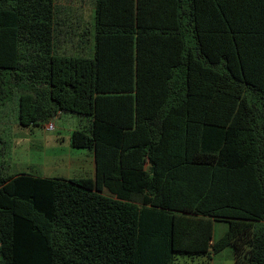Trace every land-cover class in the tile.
Instances as JSON below:
<instances>
[{
    "label": "trees",
    "instance_id": "1",
    "mask_svg": "<svg viewBox=\"0 0 264 264\" xmlns=\"http://www.w3.org/2000/svg\"><path fill=\"white\" fill-rule=\"evenodd\" d=\"M92 1L74 55L55 0H0V130L71 114L94 163L0 165V264H211L228 247L264 264V0Z\"/></svg>",
    "mask_w": 264,
    "mask_h": 264
},
{
    "label": "rangeland",
    "instance_id": "2",
    "mask_svg": "<svg viewBox=\"0 0 264 264\" xmlns=\"http://www.w3.org/2000/svg\"><path fill=\"white\" fill-rule=\"evenodd\" d=\"M92 3V0H55L60 12V22L68 26L66 28L63 25L66 34L62 44L67 54L87 55L89 51L90 41L85 33L89 29ZM112 100L113 98V107ZM50 123L54 127L52 130H46L48 123L43 127L30 128L11 123L10 126L3 125L0 136L6 141L7 147L3 145L0 148V165L4 166L6 174L26 173L37 177L63 179L93 177V153L69 145L71 132L82 128L86 120L71 114H62ZM95 183L98 187L102 182ZM104 190L101 193L106 195ZM213 226L215 238L219 236V229L226 227L223 223H214ZM230 260L220 255L216 256L214 264H232Z\"/></svg>",
    "mask_w": 264,
    "mask_h": 264
},
{
    "label": "crops",
    "instance_id": "3",
    "mask_svg": "<svg viewBox=\"0 0 264 264\" xmlns=\"http://www.w3.org/2000/svg\"><path fill=\"white\" fill-rule=\"evenodd\" d=\"M91 165H92V171H91V173L93 175V173H94V171H93V168H94L93 161L91 162ZM86 168H87V166H86ZM104 169H107V168L105 167ZM103 172H105V173L108 174V169L107 170H104ZM226 229H227V227H223V228L219 229V231H218V235H219L218 238H220L225 233ZM214 232H215V227L213 226L212 241H215L216 239H218V238H215ZM220 255L221 256H225L226 258H230L231 259L230 261H232V264H233V251L229 247L228 248H225L224 250H222L221 252H219L217 254L212 255L211 264H214L216 256H220Z\"/></svg>",
    "mask_w": 264,
    "mask_h": 264
},
{
    "label": "built area",
    "instance_id": "4",
    "mask_svg": "<svg viewBox=\"0 0 264 264\" xmlns=\"http://www.w3.org/2000/svg\"><path fill=\"white\" fill-rule=\"evenodd\" d=\"M46 130H52L54 127L52 125V123H48L46 126H45Z\"/></svg>",
    "mask_w": 264,
    "mask_h": 264
}]
</instances>
